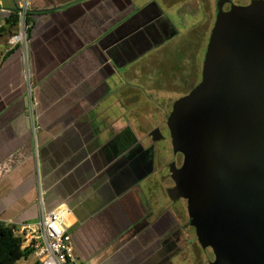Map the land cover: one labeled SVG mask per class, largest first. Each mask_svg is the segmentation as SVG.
Returning <instances> with one entry per match:
<instances>
[{"label":"crops","instance_id":"0c3cea01","mask_svg":"<svg viewBox=\"0 0 264 264\" xmlns=\"http://www.w3.org/2000/svg\"><path fill=\"white\" fill-rule=\"evenodd\" d=\"M18 2L0 0V221L20 230L64 204L84 264H209L187 231L170 247L167 202L159 213L132 168L149 131L137 114L154 124L168 110L138 95L141 58L174 44L179 67L190 63L186 12L195 17L196 2H180L177 20L158 1L30 0V88L23 50L8 44Z\"/></svg>","mask_w":264,"mask_h":264},{"label":"water","instance_id":"95a60500","mask_svg":"<svg viewBox=\"0 0 264 264\" xmlns=\"http://www.w3.org/2000/svg\"><path fill=\"white\" fill-rule=\"evenodd\" d=\"M167 125L170 175L208 263L264 264V0L219 12L201 80Z\"/></svg>","mask_w":264,"mask_h":264},{"label":"rangeland","instance_id":"374dc122","mask_svg":"<svg viewBox=\"0 0 264 264\" xmlns=\"http://www.w3.org/2000/svg\"><path fill=\"white\" fill-rule=\"evenodd\" d=\"M135 1L138 3L158 1L165 13H167L172 19L174 16V18L178 20L180 19L177 13L179 3L184 0ZM191 1L192 0H189V3ZM213 1L214 0H206L205 2V0H194L196 5H198V11L195 17L190 13L191 11L187 10L186 12L190 18L189 20L192 24L191 27H196L195 29L192 28L190 36L187 38L188 42L184 43L183 53L190 59V63L189 61L184 63L185 70L182 69V67H179L181 63V52L179 53V51H177V48L174 46V44H168V47L165 51L164 49L159 51L152 50L142 56V61H144V58H147L148 61L146 63L145 61L141 62L144 65L142 67H145L142 76H140L142 89L141 93L138 95H141V99L145 98V96L148 94L149 96L153 97V99H158L161 105H165L168 107L167 109L170 110L177 99L187 95L201 80L203 56L212 28L213 20L211 18L210 21L205 25L202 23V21L206 20L204 15L205 7L207 8V5L210 4L209 12L211 13ZM248 1L251 0H234V2L242 4ZM160 58L164 59V61H159ZM166 62H171L169 70L161 71L163 67L168 65ZM171 69H173L174 72ZM162 73L166 74V76H161ZM139 113L137 115L138 121L142 122V131L149 130L153 126L152 119L144 118V112ZM35 262L36 259L34 256H30L27 260L22 259L16 264H34Z\"/></svg>","mask_w":264,"mask_h":264},{"label":"flooded vegetation","instance_id":"af4514ba","mask_svg":"<svg viewBox=\"0 0 264 264\" xmlns=\"http://www.w3.org/2000/svg\"><path fill=\"white\" fill-rule=\"evenodd\" d=\"M249 2L250 1L242 4L236 3L234 0H214L212 2L211 13L209 12L210 4L207 5V8L205 7L204 15L206 20H203L202 23L205 25L212 18L213 28L219 12L222 11L226 13L233 8V5L243 6L249 4ZM171 110L172 108L170 110H162L165 111V116L162 119L156 118L155 123L147 133V145L140 144V149L136 150V157L132 160V168L136 180H139V187H141L142 190L144 189L143 184H145V181L152 187L150 192L154 199L157 200L158 204L161 205L159 213L163 214L165 211L161 202H167L166 213L169 216V224L166 227V231H170L173 238V240L168 241L169 245H171L170 247H176L178 241H180L181 235L187 231L189 237L185 239L186 242L190 245L198 244L203 250L196 229L190 224L187 200L179 195L176 189V183L170 175V164L173 161V149L167 119ZM156 112L159 113L161 110L159 109ZM146 194L145 191H143V193L140 192V197L143 199Z\"/></svg>","mask_w":264,"mask_h":264},{"label":"built area","instance_id":"2783aa9c","mask_svg":"<svg viewBox=\"0 0 264 264\" xmlns=\"http://www.w3.org/2000/svg\"><path fill=\"white\" fill-rule=\"evenodd\" d=\"M30 0H19L16 14L18 16L17 32L8 41L9 46H21L23 50L24 77L31 87V66L28 50V15ZM69 209L62 204L42 214L40 220L27 224L19 232L26 236L24 246L33 248V256L40 264H84L74 253L71 235L68 231L66 218Z\"/></svg>","mask_w":264,"mask_h":264},{"label":"trees","instance_id":"16d2710c","mask_svg":"<svg viewBox=\"0 0 264 264\" xmlns=\"http://www.w3.org/2000/svg\"><path fill=\"white\" fill-rule=\"evenodd\" d=\"M12 21L17 24L16 13ZM25 240V234L19 232L15 225L0 221V264H16L33 256L34 250L30 246H24ZM34 264L40 263L36 261Z\"/></svg>","mask_w":264,"mask_h":264}]
</instances>
